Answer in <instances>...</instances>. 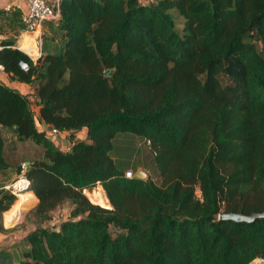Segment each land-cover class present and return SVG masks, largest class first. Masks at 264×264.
<instances>
[{"label":"trees","instance_id":"trees-1","mask_svg":"<svg viewBox=\"0 0 264 264\" xmlns=\"http://www.w3.org/2000/svg\"><path fill=\"white\" fill-rule=\"evenodd\" d=\"M58 9L42 22L35 59L13 39L0 46L2 70L31 84L38 105L35 114L28 95L0 81V232L17 199L2 180L9 170L36 197L33 227L0 245V264L264 259V218H218L264 210V0H58ZM35 120L65 133L69 148ZM138 151L144 161H129ZM139 166L146 177L124 175ZM66 202L67 215L47 223Z\"/></svg>","mask_w":264,"mask_h":264},{"label":"rangeland","instance_id":"rangeland-1","mask_svg":"<svg viewBox=\"0 0 264 264\" xmlns=\"http://www.w3.org/2000/svg\"><path fill=\"white\" fill-rule=\"evenodd\" d=\"M35 121H36L37 127H39V123L37 122V120H35ZM80 135H82V134H80ZM140 151H145V148L140 150ZM136 158L140 159L141 161H144V154L142 152L138 151L137 155L131 156V159L129 157V159H130L129 161H131L133 159L135 160ZM138 168H140L146 172L145 168H142L141 166H139ZM146 174H147V172H146ZM151 177H152V179L156 178L155 174H153V173H151ZM21 178L23 179V177H21V174H15L13 171L9 170L5 174V176L2 180L5 183V187L7 186L15 194L14 185ZM20 181L16 184V189L18 188V186L23 187V183ZM27 185H28V182H27ZM96 185H98V183H96ZM94 190L96 191V193ZM91 193H92V191L87 194V196H88L87 198L90 202L95 203V202L91 201V199H90L91 195H92ZM93 193H95V195L98 199V205L108 207L107 198H106V201H107L106 202L101 197L102 194L100 192L99 187L96 186V188L93 189ZM196 193H197V191H196ZM18 194H21V196L24 195L23 197H21V202H22L23 208L19 209V208L15 207L13 210H11V213L9 214L8 217H7V214L5 215L2 212V224L4 223L3 226L5 225V228L7 230L5 232H3L4 237H2L0 239V245H3V244L4 245H11V244H13L18 239H20L26 231H28L29 229H31L33 227L34 221L30 215L28 216V214H29L28 211L34 205V203L36 201V197L33 194H30L29 192H26L24 190V192L23 191L19 192V193L17 192V195H16L17 199L19 198ZM95 204H97V201ZM67 213H68V203L66 202V203L60 205L59 207H57L51 211V219L47 223H49V224L55 223L58 220L64 218L67 215ZM248 264H264V259L255 258L253 261H251Z\"/></svg>","mask_w":264,"mask_h":264},{"label":"built area","instance_id":"built-area-1","mask_svg":"<svg viewBox=\"0 0 264 264\" xmlns=\"http://www.w3.org/2000/svg\"><path fill=\"white\" fill-rule=\"evenodd\" d=\"M11 6L19 10V19L23 29L28 32L35 33L34 43L38 48L39 53L42 22L46 19L58 18V0H10L8 3L4 4L6 9H10ZM18 65L22 69L27 68V64L24 60H18ZM39 128L43 130L47 138L52 140L63 150H67L69 148V141H64L66 139L65 133L58 131L55 127H48L47 125H39ZM24 164L25 163L21 164L22 168ZM124 175L129 177L133 175V173L130 169H126L124 171ZM21 177H23L27 184L28 180L22 175Z\"/></svg>","mask_w":264,"mask_h":264},{"label":"crops","instance_id":"crops-1","mask_svg":"<svg viewBox=\"0 0 264 264\" xmlns=\"http://www.w3.org/2000/svg\"><path fill=\"white\" fill-rule=\"evenodd\" d=\"M9 1L10 0H0V46L3 40L13 39L14 46L25 52L31 59H35L39 55L38 48L34 43L35 33L24 30L20 22L19 16H12V10L6 9L4 7V4L8 3ZM0 81L13 88H16L20 93L28 95V98L30 99V105L34 110L35 114L37 113L38 105L35 104L33 98L31 97V93L33 92V86L31 84L22 81H17L14 79H9L7 74L2 70L1 65ZM84 136V129H81L74 133V138H83ZM64 141L67 142L68 139L66 138ZM99 186L101 187L100 184L97 185V187ZM2 237H4V233L0 232V239Z\"/></svg>","mask_w":264,"mask_h":264},{"label":"water","instance_id":"water-1","mask_svg":"<svg viewBox=\"0 0 264 264\" xmlns=\"http://www.w3.org/2000/svg\"><path fill=\"white\" fill-rule=\"evenodd\" d=\"M111 72V69L108 68L104 71L105 74H109ZM28 161H25V164L27 163ZM134 176H137V177H141V178H144L146 177V172L140 168H137L134 173H133ZM28 189V187H27ZM109 206V204H108ZM264 218V210H261V211H252L248 214H244V213H241V212H234V211H223V212H220L218 214V218H223V219H231V220H234V221H251L253 220L254 218Z\"/></svg>","mask_w":264,"mask_h":264},{"label":"bare ground","instance_id":"bare-ground-1","mask_svg":"<svg viewBox=\"0 0 264 264\" xmlns=\"http://www.w3.org/2000/svg\"><path fill=\"white\" fill-rule=\"evenodd\" d=\"M21 180V181H20ZM19 181L20 182H22L23 183V187H21V186H18V188L16 189V184L19 182H17L15 185H14V188H15V195H17V192L19 193V192H24V190L27 192V184H26V181L24 180V179H20ZM24 196V195H23ZM23 196H21V194H18V197L20 198H18L15 202H14V204L12 205V207H11V209H10V213H11V210H13L15 207H17V208H19V209H22L23 208V205H22V202H21V197H23ZM105 201H106V198L105 197H103V196H101ZM107 202V201H106ZM108 203V202H107Z\"/></svg>","mask_w":264,"mask_h":264}]
</instances>
